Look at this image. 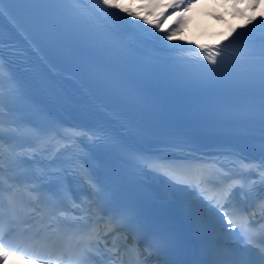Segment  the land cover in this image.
<instances>
[{"label": "snow or ice", "instance_id": "obj_1", "mask_svg": "<svg viewBox=\"0 0 264 264\" xmlns=\"http://www.w3.org/2000/svg\"><path fill=\"white\" fill-rule=\"evenodd\" d=\"M73 0H61V2L56 4H66L71 3ZM97 4L102 7L97 8V12L101 15L108 12L109 9H117L126 13V16L131 17L133 21L143 20L145 24H154L156 28L160 27V22L148 19L147 16H139L138 13L133 12L130 8L122 7L121 4L117 3L116 0H96ZM183 0H179V3L171 4L169 7H179ZM191 2V0H189ZM41 5V3L30 2V0H0V16L4 17L3 7L4 5ZM259 5V0H253L251 7L255 9ZM143 8L151 9L153 5H141ZM37 11V16L40 22L51 25L52 27H59L61 24L60 16L57 11L40 12ZM119 11L116 13H108L109 15H118ZM255 21V22H254ZM251 27L245 26V31L237 33L235 39L230 41L229 44L220 47L219 45H198L200 53L196 55H202L204 60H207L209 65L215 67L211 68L209 71L216 73L221 66L235 65L239 63L249 62L246 58L252 55H258L259 60L255 63L258 64V76L261 81L262 86H264V16L259 18L253 17L248 21ZM177 30L170 31L167 35L160 37L162 41L172 40L175 32ZM233 32L236 29L232 30ZM243 41V44L233 47L237 42ZM178 47H183L179 45ZM256 49L254 52L253 49ZM207 67V66H205ZM2 66H0V76H2ZM227 67L225 68L224 75H228ZM264 90V88H262ZM2 97L3 92L0 91V107H2ZM262 112H264V104H262ZM2 124V122H0ZM3 129L0 127V140H2ZM2 157H3V147L0 146V169H2ZM244 169H253L259 172L260 181L264 183V161L255 164H245ZM239 186L244 188V184L240 180H234L232 183L220 187L211 196L205 195V190H200V196L204 198L209 204V211L212 212L216 209H224L230 200L233 190ZM199 187V185H197ZM251 187V186H249ZM262 212H264V201L259 205ZM87 211H94V209H89ZM222 220L226 222L221 224V227L230 226L231 229L235 230L240 223L236 220L232 212L224 211L221 213ZM233 217V218H230ZM111 223V221H109ZM114 228H109L108 231H114ZM11 229L6 227L3 220L0 219V261L7 257L11 252L24 251L20 247L22 243V238H6L9 236ZM107 233H105L106 235ZM241 237L246 241V247L244 253L238 257H224L216 259L212 264H264V246L261 244H254L253 239L248 235L247 229L241 227ZM264 242V240H262ZM25 255L29 253L25 252ZM136 255L138 257V264H146L148 261V256H142V254L137 250ZM83 253H81V258Z\"/></svg>", "mask_w": 264, "mask_h": 264}, {"label": "bare ground", "instance_id": "obj_2", "mask_svg": "<svg viewBox=\"0 0 264 264\" xmlns=\"http://www.w3.org/2000/svg\"><path fill=\"white\" fill-rule=\"evenodd\" d=\"M211 0H196L188 3V11L186 14V20L187 25H186V30L180 31L173 36L172 40H166L169 42H186L190 41L192 38H197L200 36H208L211 33V30H214L215 28L221 26L222 24H217V26L212 25L211 21L212 19L209 16H205L203 14V6L207 5ZM117 3L121 4L122 7H127L130 8L133 12L138 13L136 10L132 9V6L134 8L137 5V0H116ZM90 5H93L95 11L97 12V8L100 7L96 1H92ZM117 9H109L107 13L101 15L102 18L105 19L106 22H108L110 25L113 27H116L118 31H123L124 30V18L126 16V13L119 11L118 15H109L108 13H116ZM140 13H138L139 15ZM255 18H259L261 16H264V10L262 11L260 8L256 9L254 11ZM131 17H127V20ZM132 19V18H131ZM142 25H145L143 20H140ZM249 20H246L244 17L242 19L240 18H233V25L232 29H226L225 33H232L233 29L236 30H245V26L251 27V24H248ZM255 22V21H254ZM185 23V22H184ZM205 29V32L203 31ZM180 51V50H179ZM2 117H6L5 115H2ZM1 117V121H6L5 118ZM8 128V127H7ZM104 220V219H103ZM104 225V223H103ZM107 233H110L108 231Z\"/></svg>", "mask_w": 264, "mask_h": 264}]
</instances>
